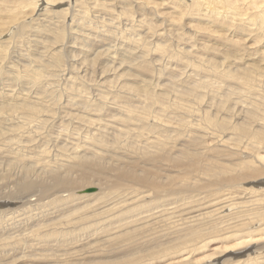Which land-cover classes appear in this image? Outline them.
Here are the masks:
<instances>
[{
  "label": "rangeland",
  "instance_id": "rangeland-1",
  "mask_svg": "<svg viewBox=\"0 0 264 264\" xmlns=\"http://www.w3.org/2000/svg\"><path fill=\"white\" fill-rule=\"evenodd\" d=\"M10 1L11 0H0V50H4V53L0 55L3 56L0 57V70L2 69L0 71V91H3L7 87L3 91L4 93L1 92L0 94H18L26 92L27 86H33V90L30 92L32 93V100H34L41 91L50 89L58 95L57 99L61 106H63L61 107L56 103V105L54 104V107L58 112H56V116L58 115L57 118L60 117L56 124L51 120L37 124V121L35 120L32 122L26 120V124L23 125L21 129V131L41 129L42 131L40 132L45 133V135L51 134V136H53V134H56L57 136L54 135V137H58V134L64 133V136L62 135L63 137H59L63 143L59 139L58 142L52 140L43 142V144L42 142H39V144L35 143L32 146L33 148L27 151L32 152L34 150V153H38L44 149L48 150L49 156L51 155L50 160L53 161L55 157L63 158L65 157L64 153L70 154L73 152L72 148L69 149L72 147V141L74 145L76 144L77 146H86L90 148L91 146L89 143L92 142V139H96L97 142L102 143L100 147L95 150L101 151L102 153H100V155L104 158V163L98 166V170H102L104 172L112 171L116 175L119 171L131 166L137 173L151 176L158 179L162 183L167 184L168 189L163 193V195H154L149 198H142L132 204L131 208L126 210L125 207L129 203L123 205L124 209L120 208V205L117 204L118 202L126 199V194L130 193L135 195L147 190L130 182H126L122 186L115 187L111 190L107 185V180L103 176L95 175L90 181L91 184L89 187L87 186L88 188L95 187V192L82 194L83 189H80L79 191L77 190L78 199L74 200L76 206L73 205L74 203L72 204V208L74 209V211L73 209L70 211L72 213H69L67 210H56L57 208L50 205L46 206L44 203L36 204L34 207H30V209L29 207L24 208L25 206L22 208L20 207V213H25V215L19 213L20 219H24V217L27 218L29 216L37 218V215H46L47 213V217L44 215L42 217V215H40L42 218L45 217L44 219H40V216H38L40 221H42V224L47 221V224H52L55 227L67 226V230L71 229L74 233L64 237L63 233L64 231L67 232V230H64L63 232H56L57 234L53 235L54 241H50L52 243L49 242L50 244L48 243L46 246V244L42 245V241L39 239L37 240L36 238L41 239V237L50 235L44 231H38L39 235L32 242H30L29 245L33 244L31 246L28 245L25 250L24 246L18 247L19 249H11V247L7 248V246L11 244V241L15 240V238H4L8 233H10V231H6V234L4 235H2V231L0 232V264H3L4 262L6 264H12L13 258H11V255L16 253V256H18L14 260L16 264H35L36 262L39 264H46V262L52 261H65V263H71L72 261L74 262L73 264H85L86 262L94 259L100 261L102 258H111L117 259V261L120 260L122 262H129L127 264H264V235H262L264 234V163H262L264 162V158L261 159L259 156L264 155V149H262L264 148V119H262L264 118V113H262L264 112V106L260 107L263 110H258L259 112L257 114L260 115L256 114L257 116L252 119L247 115L248 111L244 112V108L248 104L254 103V97L257 96H252V94H245L242 97L235 96V91H237V86L239 84V81H237L238 84L236 83L237 78L235 79V77H237L240 72L244 71V69L249 68L247 64L252 62L253 57L257 58L256 52L260 53L262 49L264 52V37L260 36L258 38L257 35V32L261 31L260 25L257 22L262 19H259L256 16L257 14H255L264 10V0H228L230 3L229 5L220 4L221 0H214L218 5H220L221 9H226L228 12L226 21L223 20V22L215 16H213V18L217 19L205 20L202 18L200 22H198L195 18L187 17L186 19L184 18L185 20L183 19L181 22H178L179 20L175 17L179 14L170 13L172 10L168 7L171 3L169 0H140L142 3L146 2V6L143 4L144 6L142 9H137L133 3L125 0L123 1V4L118 1L115 2L114 0H107L108 2L110 1L112 5H107L105 2L99 3L101 0H98L96 4L99 3L100 7L98 5L90 4L92 5L91 7L89 4L84 3L86 9L81 8V12H77L76 10V18L75 16L72 18L71 15H69L70 17L67 18V22H63L64 24L61 22L63 18L58 19L52 12L53 10L57 11L68 8V6L72 7L71 4L74 0H64L55 6H48L46 3H43L44 0H38L36 5L29 4V0H27L25 6L15 3L14 5L13 2ZM19 2L23 1L16 0V3ZM187 2H190V0ZM117 4L119 6H117ZM87 5L90 6L89 10L87 9ZM123 5L127 8H123ZM150 5H152L151 7H155V9H157L154 11L155 13L159 11L163 15L170 14L169 16L167 15L164 23L163 20L157 21V17L151 12L153 10H149L150 8L147 7H150ZM132 6L134 9L131 8ZM183 10L185 11V9ZM237 10H240V13L237 12ZM1 11L4 13H1ZM109 11L110 13H107ZM184 11L180 10L179 13L181 14ZM165 12L166 14H164ZM203 12L205 14H207V12L208 14H211V12L209 13V10L202 11V13ZM47 15H49L51 23L44 26L42 25V20H40V18ZM115 15L118 16L115 17ZM14 16L21 17L17 18ZM140 19L144 20L146 25L151 24L153 26L160 24L161 27L165 28H167L168 24L173 21L174 23H180L182 28L179 31L184 33L185 36H174L170 34L168 37H151V33H146L147 30L144 31L139 29L141 28V24L139 23ZM254 19H256L257 22ZM21 22H26V24L29 25L27 27L26 34H29L30 36L25 35V37H22L23 35L21 36V34H19V36L17 35V28ZM82 23L87 24V27H85L86 29L81 27V29L79 28ZM239 23L244 24L242 28L238 26ZM50 24L52 25L50 26ZM247 25L250 27L249 29L252 28L253 36L250 35V32L247 31V29L245 31V27ZM236 27L240 28L235 29ZM62 29L65 30L66 37L60 43L55 41L53 46L50 43H47L49 40L52 41V38L49 36L43 38L48 39V41L39 42L38 38L42 39L39 37L41 30L48 34L50 32V34L55 37V34ZM71 29H73V31L76 30L79 34H84V32V35H86V33L89 34L90 36H87L90 37V40L93 42L96 41L98 46L95 43H89L87 45L90 47H86L87 50L89 49V52L87 54L83 53L81 49H84V46L79 43L80 40L78 37L75 36V38L73 37L70 40ZM104 33H111L114 38L111 37L108 40H104L101 36H99L104 35ZM97 34L99 35L97 36ZM178 34L179 32L177 35ZM239 34L241 35L239 36ZM34 40L38 41L39 44H37ZM255 40L258 41L255 42ZM59 44H68L69 47H67V52L63 50V53L66 52V58L61 65L60 72H54L53 62L52 65H50L47 61V56L44 57L43 54H46V49L49 51L59 49L61 47V45L57 47ZM259 44L262 47H260ZM48 46L52 47L49 48ZM239 47L240 49L238 51ZM163 49L166 50L162 51ZM125 50L132 51L134 55L130 56L124 52ZM43 51L45 53H43ZM107 51H109L111 55L109 58L108 56H105V52ZM163 52L167 55L162 56ZM25 55H27V57L31 56L35 59L32 63V71L30 72V82L29 84L19 82L17 85L10 87V81L6 78L7 76L5 74L7 73L9 76L11 71L22 73L24 65L27 63V57ZM90 55L92 59L95 58L93 63L92 59L89 61ZM69 59L73 60V62ZM237 60L241 63L238 64ZM260 64L262 65V62ZM12 67L17 68L14 69ZM196 67L203 69L205 74L202 76L200 73L198 75L194 74L197 73ZM238 67L241 68L238 69ZM3 69L6 70L4 71ZM231 69L235 76L231 73ZM237 69L239 73H236ZM234 70H236V72ZM69 71H72V73L68 74ZM66 73L67 75H65ZM253 77L255 76L252 75L250 79L253 80L252 82H254V84L257 83L256 87L259 86L258 88L255 87V91L258 92L259 89H263L261 84H264V82L260 81L261 78L263 79L264 77H259L260 79L257 80ZM202 80L211 81L213 85L216 86L215 88H217V92L213 94L208 92L209 89L206 88L193 90L194 87L203 85ZM138 92L140 93L138 94ZM148 92H151L152 94H149ZM230 94L232 95V98L235 97L234 100L230 97ZM41 98L47 101H50L51 99L49 96H41ZM153 98L156 99L153 100ZM225 101L229 104L227 105L224 103ZM18 102H15V104ZM232 102L235 105H231ZM244 104H246L245 107ZM249 106L251 107L252 105H248L246 110L250 108ZM58 107H61L62 110ZM68 116L72 117L71 121L63 118ZM83 116H85V118ZM259 118L262 120L260 121ZM210 119L212 122L209 123L208 121H210ZM62 122H67L66 124L70 122L69 124L72 126L68 124L66 126L57 127L60 126V123ZM220 122L224 125H221ZM11 123L17 124L18 122L12 120L9 124ZM9 124L5 121L3 126L8 128ZM52 124L55 125L53 126ZM46 125H49V127ZM11 126L12 125H10V127ZM241 126L249 128L251 134H241L240 130H238ZM50 128L51 130H49ZM261 128L263 131L261 130L262 135L260 134L259 136L263 140L259 139L257 136V132L259 131L256 129L259 130ZM53 131L54 133H52ZM22 138L28 139V134L16 132L11 135H5V132H0V152L2 150L6 151L11 145H13L11 147L12 149H14V147L16 148V145L14 144L17 143L15 141ZM64 139L65 141H63ZM66 139L69 142L66 141ZM194 140H197V142ZM51 141L53 144H51ZM54 142L57 143L54 145ZM200 142L203 144L201 145ZM235 142L237 143L235 144ZM254 142L260 144L255 143L257 145H254ZM38 145L40 146L38 147ZM63 145L66 146L65 148H67V150L64 151ZM239 145H241L242 148ZM260 145H262V147H260ZM35 146L37 148H35ZM248 146L250 148H248ZM56 148H58L56 151L59 152L53 150ZM148 148L151 150L150 152L147 151ZM209 148L210 150L208 151L207 149ZM220 149L223 150L221 151ZM253 149H256V152ZM132 150L142 153L145 156L133 157L128 155V153ZM78 151L79 154L84 157L86 150L81 148L78 149ZM184 151H186V153ZM162 152L164 154H162ZM202 153L205 154L206 157ZM206 153L211 155L207 156ZM246 154L250 157L245 156ZM3 155L4 154H0V157ZM225 155L227 157L224 158L223 156ZM252 156H254V158ZM162 157L164 159H162ZM247 159L253 160L256 165H254V167L263 170L262 173L254 174L252 176L254 177L253 179H241L237 181L236 179H233L231 181L224 182V179H227V176L235 177L240 174L237 173L238 170L239 172H242L243 170L241 175L251 174L252 172L248 170L249 168L247 169L244 167V164L242 163ZM239 164L242 165L239 166ZM34 166L37 167V165L32 163V172H34ZM205 166H209V168H206ZM190 168L192 170H190ZM234 168L237 169L235 173L234 171L231 172ZM186 170L188 171L186 172ZM247 170L249 171L248 174ZM221 175L226 177L223 178L222 176L223 181H221ZM73 176L75 177L77 174H74ZM208 177L210 182H208ZM110 180L114 182L116 179L111 178ZM4 186L7 188L10 185L6 183ZM87 187H84V190L87 189ZM0 189L2 190L1 187ZM249 192H253V196H250L248 194ZM105 193H108V196L114 198L117 196L112 202L117 204L115 205V208L105 212V208L102 207L101 209L104 212L101 211V209L99 212L96 210L98 214L100 213V215L94 213V217H92L93 214H91L92 218H86L89 211L91 212L93 209L98 208V206L103 205L106 200ZM257 196L261 199H257ZM222 197H231V199H234L227 201L228 208L224 211L225 214L220 209L217 211L215 216L213 214L205 215L207 211L214 209L213 204L210 203L215 200L222 201ZM33 198H35V196H32L30 199ZM15 203L17 202L14 197H3L0 193V211L8 208H14L16 205ZM159 203L164 208H162ZM162 204H171L173 209H176V211H172L170 214L166 213V215L164 214L159 218L160 220L163 217L167 218L166 221L161 220V222H159L152 219L141 220L144 215L152 213L159 206L161 210L165 209L166 207ZM249 204H252V207ZM233 208H235V210ZM158 209L159 208L156 210ZM28 210L32 211L29 212ZM42 210L44 213L41 212ZM25 211L29 214V216ZM230 211L233 212V214H230ZM48 212L54 214H48ZM60 212H63V215ZM186 212H188V214L190 213L189 216L197 215V217L186 220V218L189 217L185 215ZM200 212L204 214H200ZM33 213H35L36 216ZM220 213L224 215L221 216L222 214ZM228 214H230L232 218H230ZM234 215H237V217L241 216V218L236 219V216ZM169 216L173 217L170 218ZM218 216H221V219L220 217L217 218ZM246 216L249 217L247 218ZM95 217H97V219H95ZM245 219H247V221ZM56 220L60 221L57 223ZM227 220L232 221L230 222L231 224H228L229 221ZM247 222L250 224H246ZM221 223L223 226L225 225V228H223ZM229 225L231 226L228 228ZM69 226H71V228ZM33 228L36 233V226ZM213 228H216L217 230L214 229L215 231H213ZM256 228L257 231L259 230V233L256 232ZM42 229L43 227L40 228V230ZM239 229L240 231H238ZM253 230L255 232H253ZM233 233L238 235H235L234 237ZM27 234L29 237L33 236L31 230H28V232L25 231L24 235ZM20 236L21 234L19 233V237ZM250 237L251 240L249 241L248 238ZM59 238L64 239V242L61 243V245L60 241H58L60 240ZM242 241L243 243L240 244ZM34 243H36V245H34ZM39 246L42 247L39 248ZM33 248L34 251H32ZM57 248L59 250H57ZM11 250L12 252H10ZM6 251H8V254L3 253ZM24 251L26 252L25 254ZM35 251L36 253H33ZM37 251L39 252L37 253ZM108 251L112 254H108ZM20 256L24 257H21L20 259ZM41 256L42 259L39 258ZM6 257H9V259ZM34 257H36L37 260L34 259ZM15 262H13V264H15Z\"/></svg>",
  "mask_w": 264,
  "mask_h": 264
},
{
  "label": "bare ground",
  "instance_id": "bare-ground-1",
  "mask_svg": "<svg viewBox=\"0 0 264 264\" xmlns=\"http://www.w3.org/2000/svg\"><path fill=\"white\" fill-rule=\"evenodd\" d=\"M23 2H25V3H23V2H19V3H16V0H11L10 2H13V4L15 3V4H18V5H21V6H25L26 5V1L27 0H22ZM38 0H29V4H33V5H36V2H37ZM61 1H64V0H44V2L43 3H46L48 6H55V5H57V4H59ZM66 1H71V0H66ZM115 2L116 1H118V2H121L122 4H123V1L124 0H114ZM125 1H127V2H130V3H133L134 4V6L137 8V9H142L143 8V4H145L144 2L142 3L140 0H125ZM143 1H146V0H143ZM148 1V0H147ZM151 1V0H150ZM168 1V0H167ZM171 3H170V6H168L171 10V14L173 13H176V14H179V15H177V17H175L176 19H178L179 21L178 22H181L184 18L186 19L187 17H189V18H195V19H197V21L198 22H200V20L203 18V19H205V20H212V19H217V18H219V19H221V21L223 22V20L224 21H226V18H227V15H228V12H227V10L226 9H221V7H220V5H218L214 0H207V1H202V0H190V2H187L188 0H169ZM10 2H9V4H10ZM98 2V0H87V1H85V0H74V5H73V3L71 4L72 5V7H69L68 6V8H65V9H60V10H57V11H54L53 10V14L58 18V19H60V18H63V20L61 21L62 22V24H64L63 22H65L66 20H67V18H69L70 16L69 15H71V17L73 18L74 16H75V18H76V15H75V13H76V10H77V12H79L80 10H81V8L83 9H86L85 8V5H84V3H86V4H93V5H98L99 6V3H101V2H105V3H107V5H112V3L109 1H107V0H101L98 4H96ZM154 2V1H153ZM231 2V1H230ZM233 2V1H232ZM71 3V2H70ZM126 3V2H125ZM166 3V2H165ZM219 3V2H218ZM224 4V5H229L230 3H229V1L228 0H221V2H220V4ZM227 3V4H226ZM14 4V5H15ZM161 5V4H160ZM223 5V6H224ZM234 5V4H233ZM91 7H92V5H90ZM90 6H88L87 5V9L89 10V7ZM106 6V5H105ZM117 6H119L118 4H117ZM145 6H146V4H145ZM152 5H150V7L149 6H147L148 8H150L149 10H153V11H151L152 12V14L153 15H155L156 17H157V21H160V20H163V23H164V21H165V19L167 18V15H163L162 13H160L159 11H157L156 13L154 12L155 10H157V9H155V7H151ZM157 6V5H156ZM95 7V6H94ZM100 7V6H99ZM129 7V6H128ZM158 7H159V5H158ZM163 7V6H162ZM226 7V6H225ZM79 8V9H78ZM123 8H127V7H125L124 5H123ZM132 9H134V7L132 6L131 7ZM157 8V7H156ZM166 8V7H165ZM208 8V9H207ZM96 9V8H95ZM183 9H185V11L183 10ZM233 9V8H232ZM249 9V8H248ZM8 10V9H7ZM92 10H93V8H92ZM120 10V9H119ZM148 10V9H147ZM184 11L183 13H179V11ZM207 10H209V13L211 12V14H208V12H207V14H205L204 12L202 13V11H207ZM3 11H5V10H3ZM13 11V10H12ZM11 11V12H12ZM91 11V10H90ZM99 11V10H98ZM114 11V10H113ZM117 11V10H116ZM81 12V11H80ZM112 12V11H111ZM237 12H239L240 13V10H237ZM1 13H4V12H2L1 11ZM9 13H10V11H9ZM15 13H17V12H15ZM107 13H110V11L109 12H107ZM114 13H116V12H114ZM242 13V12H241ZM21 14H22V12H21ZM164 14H166V12L164 13ZM236 14H238V13H236ZM255 14H257L256 16L259 18V19H262V20H259L258 22L256 21V19H254L257 23H259V25H260V28H261V31H258L257 32V35H258V38L260 37V36H263L264 37V10L263 11H259L258 13H255ZM12 15V14H11ZM25 15V14H24ZM119 15V14H118ZM118 15H115V17L116 16H118ZM170 15V14H169ZM168 15V16H169ZM240 15V14H239ZM242 15V14H241ZM245 15H247V14H245ZM1 16H3V15H1ZM78 16V15H77ZM213 16H215V17H217V18H213ZM7 17H8V15H7ZM6 17V18H7ZM10 17V16H9ZM14 17H17V16H14ZM21 17V16H20ZM20 17H17V18H20ZM79 17V16H78ZM89 17H91V16H89ZM95 17V16H94ZM107 17H111V16H107ZM114 17V16H113ZM13 18V17H12ZM36 18V17H35ZM50 18H52V17H50ZM71 18V19H72ZM249 18V17H248ZM247 18V19H248ZM3 19V18H2ZM8 19V18H7ZM110 19V18H109ZM109 19H107V20H109ZM184 19V20H185ZM250 19V18H249ZM6 20V19H5ZM18 20H20V19H18ZM40 20H42V25H44V26H47L46 24H48V23H51V20H49V15H47V16H43V18H40ZM81 20V19H80ZM31 21H32V19H31ZM73 21V20H72ZM85 21V20H84ZM194 21V20H193ZM196 21V20H195ZM196 21V22H197ZM239 21V20H238ZM67 22V21H66ZM79 22V21H78ZM86 22V21H85ZM112 22V21H111ZM255 22V23H256ZM3 23V22H2ZM13 23V22H12ZM87 23H89V22H87ZM139 23L141 24L140 26H141V28H139L140 30H144V31H146V33H151L150 34V36L151 37H156V36H160V37H168L170 34L171 35H174V36H182V37H184L185 36V34L184 33H181L179 30L182 28L181 27V25H180V23H174V21L173 22H171L170 24H168V27L167 28H165V27H161L160 26V24H157V25H151V24H147L146 25V23H145V21L144 20H142V19H140V21H139ZM202 23V22H201ZM254 23V24H255ZM75 24V23H74ZM73 24V25H74ZM183 24V23H182ZM184 24H185V22H184ZM52 24H50V26H51ZM78 25V24H77ZM208 25V24H207ZM243 25L244 24H242V23H239L238 24V26H240L241 28L243 27ZM29 25H27L26 24V22H21L20 23V25L18 26V28H17V35L19 36V34H21V36L22 37H25V35H27L26 34V31H27V27H28ZM49 26V25H48ZM49 26V27H50ZM111 26V25H110ZM139 26V27H140ZM256 26V25H255ZM72 27V26H71ZM75 27V26H74ZM73 27V28H74ZM83 28V29H86L85 27H87V24L86 23H82L80 26H79V28ZM192 27V26H191ZM240 27H236L235 29H238V28H240ZM76 28V27H75ZM80 28V29H81ZM250 27H248V25L245 27V31H246V29H247V31H249L250 32V35L251 36H253L252 34V32H253V30H252V28L251 29H249ZM49 29V28H48ZM92 29V28H91ZM244 29V28H243ZM9 30V29H8ZM16 30V29H15ZM75 30V29H74ZM88 30H90V29H88ZM5 31H7V30H5ZM81 31V30H80ZM85 31V30H84ZM213 31V30H212ZM4 32V31H3ZM49 32V31H48ZM83 32V31H82ZM93 32V31H92ZM97 32V31H96ZM108 32V31H107ZM179 32V34L177 35V33ZM201 32V31H200ZM102 33V32H101ZM106 33V32H105ZM104 33V35H99V34H97V36L99 35V36H101V38L102 39H104V40H108V39H110L111 37H113L112 35H111V33H108V34H105ZM188 33V32H187ZM207 33V32H206ZM240 33H242V32H240ZM84 34H85V32H84ZM84 34H79L76 30L75 31H73V29H71L70 30V40L74 37L75 38V36L76 37H78V39L80 40L79 41V43H81V45L83 44V46H84V49H81V48H83V47H81L80 49H81V51L83 52V53H88L89 52V49L87 50L86 49V47H90V46H88L87 44H89V43H95L96 45H97V43H96V41H92V40H90V37H88L87 35H89V34H87L86 33V35H84ZM93 34V33H92ZM96 34V33H95ZM114 34V33H113ZM29 35V34H28ZM27 35V36H28ZM241 34H239V36H240ZM20 36V37H21ZM30 36V35H29ZM46 36L48 37H50V38H52V41H48V39H43V38H46ZM90 36V35H89ZM188 36V35H187ZM39 37H41L42 39H39L38 38V40H39V42H45V41H48L47 43H50L52 46H53V44L55 43V41L57 42V43H60L65 37H66V32H65V30L64 29H62V30H60L59 32H57L56 34H55V37L54 36H52L51 34H50V32H49V34L48 33H46L45 31H42L41 30V32L39 33ZM207 37V36H206ZM114 38V37H113ZM187 38V37H186ZM242 38V37H241ZM262 38V37H261ZM208 39V38H207ZM212 39H213V37H212ZM264 39V38H263ZM32 40V39H31ZM209 40V39H208ZM235 40V39H234ZM259 40V39H258ZM258 40H255V42L256 41H258ZM37 44H39L38 43V41H36V40H34ZM216 41V40H215ZM241 41V40H240ZM249 41V40H248ZM1 42V41H0ZM9 42V41H8ZM78 42V41H77ZM199 42V41H198ZM218 42H220V41H218ZM224 42V41H223ZM236 42V41H235ZM243 43V42H242ZM261 43V42H260ZM1 44V43H0ZM9 44V43H8ZM46 44V43H45ZM50 44H48V45H50ZM203 44V43H202ZM7 45V44H6ZM61 44H59V45H57V47L58 46H60ZM224 45V44H223ZM247 45V44H246ZM258 45V44H257ZM256 45V46H257ZM52 46H48L49 48L50 47H52ZM98 46V45H97ZM198 46V45H197ZM214 46V45H213ZM217 46V45H216ZM255 46V47H256ZM259 46H260V44H259ZM67 47H69V45L68 44H64V45H61V47L59 48V49H57V50H51V51H49L48 49H46L47 51H46V54H43V53H45L44 51H43V53H41V54H43L44 55V57L45 56H47V61L49 62V64L50 65H52V62H53V64H54V69H53V71L54 72H57V71H59L60 72V68H61V65H62V63L64 62V60H65V58H66V52L68 51L67 50ZM196 47V46H195ZM200 47V46H199ZM206 47V46H205ZM250 47V46H249ZM260 47H262V46H260ZM73 48H74V46H73ZM219 48V47H218ZM217 48V49H218ZM242 48V47H241ZM257 48H258V46H257ZM45 49V48H44ZM191 49V48H190ZM239 49H240V47L238 48V51H239ZM63 50L64 51H66L65 53H63ZM93 50V49H92ZM164 50H166V49H163L162 51H164ZM227 50V49H226ZM246 50V49H245ZM7 51V50H6ZM80 51V50H79ZM191 51V50H190ZM240 51H242V50H240ZM124 52H126L127 54H129L130 56H133L134 55V53L132 52V51H128V50H125ZM227 52V51H226ZM253 52V51H252ZM2 53H4V50H0V55L2 54ZM92 53H93V51H92ZM245 53V52H244ZM94 54V53H93ZM224 54V53H223ZM228 54V53H227ZM251 54V53H250ZM167 54L165 53V52H163L162 53V56H166ZM218 55V54H217ZM253 55V54H252ZM252 55H250V56H252ZM256 55H257V58H254L253 57V59H252V62L251 63H249V64H247V66L249 67V68H247V69H244V71H242V72H238V69H240L239 67H238V69H237V72H236V70H234L236 73H239V77L237 76V77H235V79H236V83L238 84V82L237 81H239V84H238V86H237V91H235V93H236V97L238 96V97H242V96H244L245 94H252V96L253 95H255V96H257V97H254V103H250V104H248V105H252L250 108H248L247 110H246V107H248V105L245 107V105L246 104H244V112L245 111H248V116L250 117V118H255V116H257V115H260V114H257L262 108H260V107H262V106H264V97H263V94H264V84H261V87L263 88V89H257L258 90V92H256L255 91V87H256V85H257V83H255L254 84V82H252L253 80H251L250 78L252 77V75H254L255 77H253L254 79L256 78V80L257 79H260L259 77H264V52H263V49L261 50V52L260 53H258V52H256ZM26 57H27V55H25ZM28 56H30V55H28ZM73 56V55H72ZM94 56V55H93ZM105 56L107 57L108 56V58H109V56H111L110 55V53H109V51H107V52H105ZM222 56V55H221ZM262 56V57H261ZM0 57H3V56H0ZM89 57V56H88ZM235 57V56H234ZM256 57V56H255ZM29 58V59H28ZM84 58V57H83ZM239 58V57H238ZM77 59V58H76ZM92 59V57H91V55H90V59H89V61ZM135 59V58H134ZM133 59V60H134ZM242 59V58H241ZM69 60H71V59H69ZM79 60V59H78ZM240 60V59H239ZM243 60H244V58H243ZM242 60V61H243ZM247 60V59H246ZM245 60V61H246ZM249 60V59H248ZM35 61V59H33L31 56L30 57H27V63H26V65H24V70H23V72L22 73H18L17 71H11V74H9V76H8V74L6 73V72H8V71H6L5 73V75L7 76L6 78L10 81V84H9V86L11 87V86H15V85H17L19 82H22L23 84H29V82H30V78H31V71H32V63ZM72 62H73V60H71ZM95 61V58H93L92 59V63ZM262 62V65L260 64L261 62ZM29 62H30V65H29ZM79 62V61H78ZM237 62H238V60H237ZM236 62V63H237ZM84 63V62H83ZM239 63H241L240 61L238 62V64ZM247 63V62H246ZM73 64V63H72ZM255 64V65H254ZM259 64V65H258ZM4 65V64H3ZM257 65V66H256ZM186 66V65H185ZM239 66V65H238ZM1 67V66H0ZM4 67H5V65H4ZM228 67V66H227ZM259 67V68H258ZM8 68V67H7ZM10 68H11V66H10ZM12 68H14V67H12ZM17 67H15L14 69H16ZM74 68V67H73ZM197 69H196V72L197 73H194V74H199L200 73V75L202 76V75H204L205 73H204V70L203 69H201V68H199V67H196ZM214 68V67H213ZM244 68H246V67H244ZM2 70V69H1ZM0 70V71H1ZM4 70V69H3ZM6 70V69H5ZM4 70V71H5ZM11 70V69H10ZM13 70V69H12ZM18 70V69H17ZM215 70V69H214ZM22 71V70H21ZM222 71V70H221ZM230 71V70H229ZM231 71H232V69H231ZM230 71V72H231ZM2 73V72H1ZM10 73V72H9ZM72 73V71H69L68 72V74H71ZM223 73V72H222ZM231 73H233V75L235 76V74H234V72L232 71ZM230 73V74H231ZM2 74H4V73H2ZM194 74H192L193 76H195ZM213 74V73H212ZM226 74V73H225ZM229 74V75H230ZM4 75V76H5ZM65 75H67V73L65 74ZM2 76V75H1ZM232 77V76H231ZM252 78V79H253ZM1 79H3V78H1ZM138 79V78H137ZM264 79V78H263ZM263 79L261 78V81L260 82H264L263 81ZM202 83H203V85H201V86H199V87H194L193 88V90H200V89H204V88H206V89H209V91L208 92H211V93H216L217 92V88H215L216 86L215 85H213V83L211 82V81H209V80H202ZM225 83V82H224ZM223 83V84H224ZM228 83V82H227ZM150 84V83H149ZM221 84V83H220ZM236 85V84H235ZM1 86V85H0ZM4 86V85H3ZM2 86V87H3ZM25 86V85H24ZM23 86V87H24ZM150 86V85H149ZM26 87V86H25ZM232 87H234V86H232ZM259 87V86H258ZM258 87H256V88H258ZM260 87V88H261ZM7 88V87H6ZM5 88V89H6ZM228 88V87H227ZM4 89V90H5ZM134 89H136V88H134ZM1 90H3V89H1ZM3 90V91H4ZM12 90V89H11ZM21 90V89H20ZM25 90V89H24ZM29 90V91H28ZM31 90H33V86H27L26 87V92H21V93H18V94H5V95H1L0 94V132H5V135H11V134H14V133H16V132H19V133H22V134H28V139H25V138H22V139H19V140H17V141H15L17 144H14V145H16V148L14 147V149H12L11 147L13 146V145H11V146H9L8 148H7V150L6 151H4V150H2L1 152H0V154H4L2 157H0V171H1V176H0V187L2 188V190L0 189V193H1V196H3V197H6V196H12V197H14L15 198V200H16V202L17 203H15L16 205H17V207H16V205H15V207L14 208H8V209H5V210H2V211H0V232H2V235H4V234H6V231H10V233H8L4 238H7V239H14L15 238V240H12L11 241V244L10 245H8L7 246V248L8 247H11V249H13V248H18V247H20V246H24V249L26 250L27 249V247H28V245L30 244V242H32L38 235H39V232L38 231H41V232H46L48 235H50V236H46V237H41V239L40 238H36L37 240L39 239L40 241H42L41 243H42V245L43 244H46V246H47V244L50 242V241H54V236L53 235H55V234H57L56 232H63L64 230H67V228L66 227H63L62 225H60V226H62V227H58V226H53L52 224H47V221L44 223V224H42V221H40V219L43 217V215L44 216H46L47 217V213H46V211H45V213H46V215L45 214H39V215H37V218H35L34 216H29V214H28V216L29 217H27V218H25L24 217V219L22 218V219H20L19 217H20V214H24L25 215V213H20V211L19 210H21V208L23 207V206H25L24 208H26V207H29V209H30V207H34L36 204H41V203H44L46 206L47 205H50V206H52V207H54V208H57L56 210H67V211H69V213H72V212H70L73 208H72V204L74 203V200H76V199H78L77 198V190L79 191L80 189H83L84 190V187H89V185L91 184V180H92V178L95 176V175H100V176H103L106 180H107V185L109 186V188L111 189V190H113L115 187H119V186H122L123 184H125L126 182H130V183H132V184H134V185H138V186H140L141 188H144V189H146L147 191H145V192H141V193H139V194H135V195H132V194H126L125 196H126V199H124V200H122V201H120V202H118L117 204H119L120 205V208H123L124 209V207H123V205H125V204H128L126 207H125V209L127 210V209H129V208H131V205L132 204H134L135 202H137L138 200H140V199H142V198H149V197H151V196H154V195H163V193L168 189V185L167 184H165V183H162L161 181H159L158 179H156V178H153V177H151V176H148V175H145V174H139V173H137L136 172V170H134V168L133 167H131V166H129V167H126V168H124L123 170H121V171H119L116 175L111 171V172H104V171H102V170H98V166H100L101 164H103L104 163V158L102 157V155H100V153H102L101 151H99V150H95V149H97V148H99L100 147V145H101V143L102 142H97L96 141V139H92V142L91 143H89L90 144V148H88V147H86V146H83V147H81V146H77L76 144V146L74 145V143H73V141H72V147H70L69 149H71L72 148V150H73V152L72 153H70V154H67V153H64V155H65V157H63V158H56L55 157V159L53 160V161H51L50 160V156H49V154H48V150H41V151H37L38 153H34L33 151L31 152H29V151H27V150H29V149H31V148H33L32 146L35 144V143H37V144H39V142H42V144H43V142H48L49 140H52V141H57L58 142V139H59V137L60 136H62L64 133H60V134H58V137H56L57 135L56 134H53V136H51V134L50 135H45V133H43V132H40V131H42L41 129L38 131V130H36V129H34V130H31V131H21V129H22V127H23V125H25L26 124V120L27 121H30V122H32V121H37L36 122V124L37 123H43V122H46V121H48V120H51L52 122H54L55 124H56V122H57V120H59V118H57V116H56V112H57V109L54 107V104L56 103V104H58L59 106H61V104L59 103V101H58V95L54 92V91H52V90H45V91H41L40 93H39V95L37 96V97H35V99L34 100H32L33 98L31 97V95H32V93L30 92ZM231 90V89H230ZM3 91H0V93L2 92V93H4ZM28 91V92H27ZM88 91V90H87ZM138 91V90H137ZM202 91V90H201ZM6 92V91H5ZM135 92V91H134ZM207 92V93H208ZM234 92V91H233ZM140 92H138V94H139ZM149 94H152L151 92H148ZM135 94H136V92H135ZM226 94V93H225ZM224 94V95H225ZM227 94H229V93H227ZM160 95V94H159ZM231 95V94H230ZM234 95V94H233ZM5 96V97H4ZM41 96H49V97H51V99H50V101L48 100H43L42 98H41ZM83 96V95H82ZM99 96V95H98ZM158 96V95H157ZM227 96V95H226ZM2 97H4V98H2ZM146 97V96H145ZM165 97V96H164ZM163 97V98H164ZM227 97H229V96H227ZM231 98H232V95L230 96ZM60 98V97H59ZM88 98H90V97H88ZM147 98V97H146ZM235 98V97H234ZM234 98H232L233 100H234ZM247 98V97H246ZM156 99V98H155ZM154 98H153V100H155ZM229 99V98H228ZM158 100H160V99H158ZM163 100V99H162ZM225 100V99H224ZM236 100V99H235ZM249 100V99H248ZM18 101H22V102H18ZM78 101V100H77ZM118 101V100H117ZM241 101V100H240ZM243 101V100H242ZM15 102H18V103H16L15 104ZM134 102V101H133ZM239 102V101H238ZM66 103V102H65ZM75 103V102H74ZM224 103H226V101L224 102ZM55 104V105H56ZM62 104H63V102H62ZM68 104V103H67ZM66 104V105H67ZM80 104V103H79ZM123 104V103H122ZM139 104V103H138ZM149 104V103H148ZM227 104V103H226ZM229 104V103H228ZM227 104V105H228ZM84 105V104H83ZM90 105V104H89ZM142 105V104H141ZM150 105V104H149ZM231 105H235V104H233V102L231 103ZM124 106V105H123ZM129 106V105H128ZM61 107H63V106H61ZM61 107H58L59 109L61 108ZM141 107V106H140ZM229 107V106H228ZM230 108H232V107H230ZM234 108V107H233ZM240 108V107H239ZM70 109V108H69ZM226 109V108H225ZM241 109H242V107H241ZM61 110H62V108H61ZM60 110V111H61ZM81 110V109H80ZM79 110V111H80ZM230 110V109H229ZM243 110V109H242ZM259 110V111H258ZM263 110V109H262ZM59 111V110H58ZM73 111V110H72ZM227 111V110H226ZM64 112V111H63ZM77 112V111H76ZM58 113V112H57ZM62 113V112H61ZM79 113V112H78ZM247 113V112H246ZM262 113H264V112H262ZM64 114V113H63ZM62 114V115H63ZM91 114V113H90ZM257 114V115H256ZM61 115V116H62ZM70 115V114H69ZM193 115V114H192ZM263 115V114H262ZM194 116H195V114H194ZM202 116V115H201ZM78 117V116H77ZM84 118H85V116H83ZM90 117V116H89ZM260 117V116H259ZM262 117V116H261ZM63 118H66L67 120H69V121H71L72 119V117H70V116H68V117H63ZM207 118V117H206ZM205 118V119H206ZM209 118V117H208ZM257 118V117H256ZM17 119V120H16ZM260 119V118H259ZM262 119H264V118H262ZM262 119H260V121L262 120ZM12 120H15V122H18L17 124H14V123H11V124H9ZM22 120H24V121H22ZM63 120V119H62ZM65 120V119H64ZM5 121H7L8 122V124H9V127H10V125H12L10 128L8 127V128H6V127H4L3 126V123L5 122ZM66 121V120H65ZM159 121V120H158ZM208 121V120H207ZM20 122H22V123H20ZM51 122V123H52ZM93 122V121H92ZM201 122V121H200ZM209 123L210 122H212V120L210 119V121H208ZM59 123V122H58ZM67 123V122H66ZM66 123H64V122H62V123H60V126H57V127H61V126H66V125H68V124H66ZM221 123V122H220ZM264 123V122H263ZM29 124V123H28ZM36 124H35V126H36ZM54 124V125H55ZM74 124V123H73ZM189 124V123H188ZM7 125V124H6ZM40 125V124H39ZM53 125V124H52ZM53 125V126H54ZM69 125H71V124H69ZM199 125V124H198ZM221 125H224V124H222L221 123ZM260 125V124H259ZM258 125V126H259ZM47 126V125H46ZM72 126V125H71ZM25 127V126H24ZM40 127V126H39ZM47 127H49V125L47 126ZM260 127V126H259ZM32 128V127H31ZM34 128V127H33ZM42 128V127H41ZM55 128H56V126H55ZM71 128V127H70ZM188 128V127H187ZM28 129V128H27ZM26 129V130H27ZM58 129V128H57ZM65 129V128H64ZM79 129V128H78ZM23 130H25V129H23ZM49 130H51V128L49 129ZM238 130H240V132H241V134H251V131L249 130V128H247V127H243V126H241ZM257 131H259V132H257V136H258V138L259 139H261V140H263L259 135L261 134L262 135V133H261V130H262V128L261 129H256ZM264 130V129H263ZM262 130V131H263ZM61 131H63V130H61ZM250 131V132H249ZM45 132V131H44ZM49 132V131H48ZM256 132V131H255ZM50 133V132H49ZM52 133H54V131L52 132ZM70 133V132H69ZM159 133V132H158ZM209 133V132H208ZM47 134V133H46ZM67 134V133H66ZM72 134V133H71ZM54 135H56L55 137H54ZM67 135H69V134H67ZM67 135H65V136H67ZM253 135H254V133H253ZM64 136V135H63ZM62 136V137H63ZM71 136V135H70ZM205 136V135H204ZM263 136H264V132H263ZM250 137V136H249ZM65 138V137H64ZM197 138V137H196ZM195 138V139H196ZM250 138H252V137H250ZM256 139H257V137H255ZM16 139V138H15ZM71 139V138H70ZM69 139V140H70ZM237 139V138H236ZM255 139V140H256ZM259 139H257V140H259ZM60 140V139H59ZM95 140V141H94ZM202 140V139H201ZM52 141H51V144H53L52 143ZM61 142H62V140H60ZM63 141H65V139L63 140ZM66 141H68L67 139H66ZM103 141V140H102ZM195 142H197V140H194ZM235 141H237V140H235ZM243 141V140H242ZM245 141V140H244ZM249 141H251V140H249ZM254 141V140H253ZM57 142H54V145L57 143ZM69 142V141H68ZM82 142V141H81ZM218 142V141H217ZM216 142V143H217ZM221 142V141H220ZM238 142V141H237ZM237 142H235V144L237 143ZM248 142V141H247ZM252 142V141H251ZM63 143V142H62ZM67 143V142H66ZM77 143V142H76ZM141 143V142H140ZM246 143V142H245ZM244 143V144H245ZM253 143V142H252ZM252 143H250V144H252ZM255 143H257V142H254V145H257V144H260V143H257V144H255ZM85 144H88V143H85ZM200 144H201V142H200ZM203 144V143H202ZM201 144V145H202ZM247 144V143H246ZM262 144V143H261ZM40 145H38V147H39ZM44 146V145H43ZM239 146H241V145H239ZM246 146V145H245ZM54 147V146H53ZM58 147V146H57ZM66 146H64L63 145V149H64V151L65 150H67V148H65ZM69 147V146H68ZM79 147H81L82 149H85L86 150V152H85V155H84V157H82L80 154H79V151H78V149H81V148H79ZM201 147V146H200ZM204 147V146H203ZM238 147V146H237ZM256 147V146H255ZM260 147H262V145H260ZM263 147H264V145H263ZM35 148H37L36 146H35ZM55 148V147H54ZM59 148V147H58ZM58 148H56V149H53V150H57ZM60 148H62V147H60ZM213 148V147H212ZM241 148H242V146H241ZM248 148H250L249 146H248ZM251 148H253V147H251ZM258 148V147H257ZM50 149V148H49ZM187 149V148H186ZM185 149V150H186ZM191 149V148H190ZM259 149V148H258ZM262 149H264V148H262ZM23 150H26V151H23ZM62 150V149H61ZM158 150V149H157ZM204 150V149H203ZM208 151L210 150V148L209 149H207ZM219 150V149H218ZM221 150V149H220ZM223 150V149H222ZM221 150V151H222ZM236 150V149H235ZM254 150V149H253ZM260 150V149H259ZM259 150H258V152H259ZM99 151V152H98ZM147 151L148 152H150L151 150L148 148L147 149ZM146 151V152H147ZM160 151V150H159ZM187 151H188V149H187ZM214 151V150H213ZM226 151V150H225ZM237 151V150H236ZM242 151V150H241ZM240 151V152H241ZM255 152H256V149L254 150ZM264 151V150H263ZM263 151H261V152H263ZM56 152H59V151H56ZM153 152H155V151H153ZM185 153H186V151H184ZM161 153V152H160ZM191 153V152H190ZM193 153H195V152H193ZM200 153V152H199ZM55 154V153H54ZM62 154V153H61ZM152 154V153H151ZM150 154V155H151ZM162 154H164L163 152H162ZM203 154V153H202ZM217 154H218V152H217ZM223 154V153H222ZM259 154V153H258ZM257 154V155H258ZM128 155H130V156H133V157H140V156H145V155H143L142 153H139V152H135L134 150H132V151H130L129 153H128ZM204 156H205V154H203ZM206 155L207 156H210L209 154H207L206 153ZM215 155V154H214ZM229 155H230V153H229ZM55 156V155H54ZM217 156V155H216ZM233 156V155H232ZM245 156H249V155H245ZM260 157H261V159H263L264 157V155H259ZM161 157V156H160ZM167 157V156H166ZM203 157V156H202ZM206 157V156H205ZM222 157V156H221ZM224 158L225 157H227L226 155L225 156H223ZM250 157V156H249ZM249 157H247V158H249ZM253 158H254V156H252ZM251 157V158H252ZM54 158V157H53ZM176 158V157H175ZM178 158V157H177ZM184 158V157H183ZM197 158V157H196ZM198 158H200V157H198ZM208 158V157H207ZM210 158V157H209ZM245 158V157H244ZM162 159H164L163 157H162ZM166 159H168V158H166ZM185 159V158H184ZM213 159V158H212ZM243 159V158H242ZM246 159V158H245ZM190 160V159H189ZM194 160V159H193ZM208 160H210V159H208ZM248 160V159H247ZM244 160V162H242L244 165V167H246L249 171H251L252 173L251 174H248V170H247V174L248 175H241V173H243V170H242V167H241V170H242V172H239V170H238V172L237 173H240V174H238L237 176H235V177H231V176H227V179H224V182H228V181H231V180H233V179H236V181L237 180H241V179H250V178H254V177H252L254 174H257V173H262V171L263 170H260V169H257L256 167H254V161L253 160ZM256 160V159H255ZM184 161V160H183ZM197 161H199V160H197ZM201 161V160H200ZM210 161H212V160H210ZM263 161V160H262ZM187 162V161H186ZM259 162V161H258ZM32 163H34L35 165H37V167L36 166H34V172H32V170H31V167H32ZM256 163H257V161H256ZM260 163V162H259ZM262 163H264V162H262ZM187 164V163H186ZM204 164V163H203ZM202 164V165H203ZM236 164V163H235ZM258 164V163H257ZM261 164V163H260ZM201 165V164H200ZM242 165V164H241ZM240 164H239V166H241ZM259 165V164H258ZM256 166V165H255ZM264 166V165H263ZM194 167V166H193ZM202 167V166H201ZM206 167V166H205ZM243 167V168H244ZM200 168V167H199ZM206 168H209V166L208 167H206ZM233 168V167H232ZM238 168V167H237ZM245 168V169H246ZM239 169H240V167H239ZM261 169H262V167H261ZM190 170H192L191 168H190ZM207 170V169H206ZM221 170V169H220ZM236 170L237 169H235L234 168V170L232 169L231 170V172L232 171H234V173L236 172ZM240 170V171H241ZM188 170H186V172H187ZM194 171V170H193ZM208 171V170H207ZM219 171V170H218ZM228 172H229V170H227ZM246 171V170H245ZM245 171H244V173H245ZM191 172V171H190ZM222 172V171H221ZM227 172V173H228ZM231 172H229V173H231ZM197 173V172H196ZM201 173V172H200ZM225 173H226V171H225ZM264 173V172H263ZM74 174H77V176H73ZM197 174H199V173H197ZM203 174H205V173H203ZM202 174V175H203ZM208 174V173H207ZM218 174V173H217ZM220 174V173H219ZM222 174V173H221ZM196 175V174H195ZM200 175V174H199ZM212 175V174H211ZM210 175V176H211ZM214 175H216V174H214ZM229 175V174H228ZM231 175V174H230ZM234 175V174H233ZM194 176V175H193ZM222 176L223 175H221V178H222ZM205 177V176H204ZM203 177V178H204ZM212 177H213V175H212ZM211 177V178H212ZM225 176H223V178H224ZM228 177H231V178H228ZM261 177V176H260ZM111 178H113V179H116L114 182H112L110 179ZM202 178V177H201ZM210 178V179H211ZM214 178V177H213ZM220 178V179H221ZM223 178H222V180L221 181H223ZM226 178V177H225ZM207 179V178H206ZM220 179H219V181H220ZM5 180H8V181H5ZM208 180H209V177H208ZM216 180V179H215ZM218 180V179H217ZM204 181V180H203ZM202 181V182H203ZM201 182V183H202ZM208 182H210V180L208 181ZM213 182V181H212ZM218 182V181H217ZM6 183H8L10 186L9 187H7L6 188V186H4V184H6ZM205 184H206V181H205ZM213 184H215V183H213ZM87 187V188H88ZM209 187V186H208ZM95 188V187H94ZM198 188V187H197ZM261 189V188H260ZM260 191V190H259ZM92 192H95V190L94 191H91V192H86V191H84L82 194H84V193H92ZM242 192V191H241ZM250 196H253V192H249L248 193ZM63 195H65V196H63ZM105 195H106V200H105V202L103 203V205H101V206H98V208H96V209H93L91 212L89 211L87 214L88 215H86V218H88L89 219V217L90 218H92V217H94V215L95 214H98L97 213V211L99 212L100 211V209L102 208V207H104L105 208V212H108L109 210H113L114 208H115V205H117V204H114V203H112L113 201H114V199L117 197H110V196H108V193H105ZM32 196H35V198H33V199H30ZM264 196V195H263ZM262 197V196H261ZM254 198V197H253ZM257 199H259L260 197H256ZM222 201H220V200H215L214 202H211L210 204H213V208L214 209H212L211 211H207V213H205V215H207V214H213L214 216L217 214V211H219L220 209L222 210V212L224 213V211H226L227 210V208H228V202L227 201H229L230 199H231V197L230 198H228V197H222ZM261 199V198H260ZM264 199V198H263ZM231 200H234V199H231ZM256 200V199H255ZM262 201V200H261ZM251 202V201H250ZM49 203H51V204H49ZM160 204V203H159ZM254 204V203H253ZM71 205V206H70ZM73 205H75V203L73 204ZM162 205H164V204H162ZM250 205V204H249ZM252 205V204H251ZM250 205V206H251ZM259 205V204H258ZM76 206V205H75ZM159 206V205H158ZM160 206H161V204H160ZM160 206L159 207H157V208H159L158 210H156L155 209V211H153L152 213H150V214H147V215H144L143 217H142V219L141 220H148V219H152V220H155V221H159V222H161V220L162 221H166L167 220V218H162L161 220L159 219L161 216H163L164 214L166 215V213L167 214H170V213H172V211H176V209H173V207L171 206V204H166V205H164L166 208L165 209H162L161 210V208H160ZM173 206H175V205H173ZM207 206H208V204H207ZM211 206V205H210ZM250 206H249V208H250ZM254 206V205H253ZM21 207V208H20ZM37 207V206H36ZM45 207V206H44ZM51 207V208H52ZM82 207V206H81ZM162 207V206H161ZM201 207V206H200ZM204 207V206H203ZM252 207V206H251ZM20 208V209H19ZM74 208H76V207H74ZM119 208V209H120ZM162 208H164V207H162ZM202 208V207H201ZM211 208V207H210ZM235 208H237V207H235ZM235 208H233L234 210H235ZM254 208H255V206H254ZM264 208V207H263ZM35 209V208H34ZM50 209V208H49ZM51 210V209H50ZM97 210V211H96ZM171 210V211H170ZM200 210V209H199ZM203 210V209H202ZM232 210V209H231ZM233 210V211H234ZM239 210V209H238ZM247 210V209H246ZM245 210V211H246ZM253 210V209H252ZM29 211V210H28ZM32 211V210H31ZM31 211H29V212H31ZM73 211H74V209H73ZM76 211H77V209H76ZM101 211H103L102 209H101ZM164 211H165V213H164ZM241 211H243V210H241ZM250 211V210H249ZM41 212H43V210L41 211ZM104 212V211H103ZM163 212V213H162ZM208 212H211V213H208ZM229 212V211H228ZM247 212V211H246ZM264 212V211H263ZM20 213V214H19ZM44 213V212H43ZM54 214V213H51V212H48V214ZM62 215H63V212H60ZM68 213V214H69ZM74 213V212H73ZM95 213V214H94ZM233 214V212H231L230 211V214ZM249 213V212H248ZM33 214H35V213H33ZM36 214H37V212H36ZM36 214H35V216H36ZM59 214V213H58ZM58 214H55V215H58ZM91 214H93V216L91 215ZM123 214V213H122ZM190 214V213H189ZM189 214H188V212H186L185 213V215H187V216H189ZM200 214H204V213H201L200 212ZM220 214H222V213H220ZM225 214V213H224ZM224 214H222L221 216H223ZM230 214H228L229 216H230ZM250 214V213H249ZM32 215V214H31ZM40 215H42V217L40 216ZM60 215V214H59ZM98 215H100V213L98 214ZM253 215V214H252ZM38 216H40V219L38 218ZM92 216V217H91ZM97 216V215H96ZM221 216H218L217 218H219L220 217V219H221ZM227 216V215H226ZM234 216H236V219L237 218H241V216H239V217H237V215H234ZM22 217V216H21ZM50 217V216H49ZM53 217V216H52ZM64 217V216H63ZM75 217H77V216H75ZM84 217V216H83ZM170 217V216H169ZM168 217V218H169ZM173 217V216H172ZM172 217H170V218H172ZM195 217H197V215H193V216H189V217H187L186 218V220H190V219H193V218H195ZM247 217V216H246ZM249 217V216H248ZM247 217V218H248ZM45 218V217H44ZM44 218H42V219H44ZM101 218H102V216H101ZM224 218H225V216H224ZM223 218V219H224ZM230 218H232V216H230ZM233 218H235V217H233ZM244 218V217H243ZM243 218H242V220H243ZM49 219V218H48ZM79 219V218H78ZM83 219V218H82ZM85 219V218H84ZM95 219H97V217H95ZM94 219V220H95ZM205 219V218H204ZM213 219H214V217H213ZM222 219V220H223ZM228 219H229V217H228ZM235 219V220H236ZM50 220V219H49ZM49 220H48V222H49ZM67 220H68V218H67ZM169 220V219H168ZM212 220V219H211ZM221 220V221H222ZM232 220V219H231ZM246 221H247V219H245ZM264 220V219H263ZM57 221V223L60 221H58V220H56ZM63 221V220H62ZM92 221V220H91ZM99 221H100V219H99ZM227 221H229V223L228 224H231L230 222H232V221H230V220H227ZM226 221V222H227ZM238 221H239V219H238ZM51 222H52V220H51ZM50 222V223H51ZM53 222H55V221H53ZM64 222H66V221H64ZM70 222H72V221H70ZM211 222V221H210ZM209 222V223H210ZM216 222V221H215ZM241 222V221H240ZM57 223H56V225H57ZM67 223H69V222H67ZM75 223V222H74ZM82 223V222H81ZM97 223H99V222H97ZM168 223V222H167ZM166 223V224H167ZM218 223V222H217ZM220 223V222H219ZM234 223V222H233ZM260 223V222H259ZM60 224H61V222H60ZM86 224V223H85ZM87 224H89V223H87ZM106 224V223H105ZM208 224V223H207ZM224 224V223H223ZM227 224V225H228ZM242 224V223H241ZM246 224H250V223H246ZM252 224V223H251ZM255 224V223H254ZM256 224H257V222H256ZM59 225V224H58ZM63 225H66V224H63ZM76 225V224H75ZM83 225V224H82ZM101 225H103V224H101ZM109 225H111V224H109ZM208 225H210V224H208ZM221 225H222V223H221ZM235 225H236V223H235ZM238 225V224H237ZM36 226V233L34 232L35 231V229L33 228V227H35ZM96 226V225H95ZM104 226V225H103ZM210 226H212V225H210ZM209 226V227H210ZM220 226V225H219ZM223 226V225H222ZM221 226V227H222ZM225 226V225H224ZM223 226V228H225ZM231 225H229L228 226V228L230 227ZM241 226V225H240ZM244 226V225H243ZM248 226H250V225H248ZM43 227V229L42 230H40V228H42ZM70 228H71V226H69ZM104 227H106V226H104ZM208 227V226H207ZM251 227V226H250ZM258 227V226H257ZM85 228V227H84ZM109 228V227H108ZM199 228H200V226H199ZM204 228V227H203ZM211 228V227H210ZM217 228V227H216ZM216 228H213V231H215L214 229H216ZM226 228H227V226H226ZM227 228V229H228ZM248 228V227H247ZM16 229V230H15ZM107 229V228H106ZM201 229V228H200ZM260 229V228H259ZM28 230H31V232H32V235L33 236H31V237H29V235L27 236V235H24L25 234V231H27L28 232ZM69 230H71V229H68L67 230V232L69 231ZM82 230V229H81ZM84 230V229H83ZM217 230V229H216ZM218 230H221V229H218ZM233 230V229H232ZM255 230V229H254ZM253 230V232H255ZM264 230V229H263ZM20 231V232H19ZM173 231V230H172ZM226 231V230H225ZM238 231H240V229L238 230ZM237 231V232H238ZM243 231V230H242ZM250 231V230H249ZM259 231V230H258ZM257 231V228H256V232L257 233H259ZM21 234V236L19 237V233ZM67 232H65L64 231V233H63V236L64 237H66L67 235H71V234H73L74 232H73V230H71V231H69L68 233ZM80 232V231H79ZM201 232V231H200ZM200 232H197V233H200ZM221 232V231H220ZM65 233H67L66 235H64ZM82 233V232H81ZM196 233V234H197ZM204 233V232H203ZM203 233H201V234H203ZM207 233V232H206ZM205 233V234H206ZM229 233V232H228ZM261 233H262V231H261ZM29 234H31V233H29ZM163 234H165V233H163ZM194 234V233H193ZM244 234V233H243ZM254 234V233H253ZM204 235V234H203ZM211 235V234H210ZM219 235V234H218ZM233 235H234V237H235V235H238V234H234L233 233ZM258 235V234H257ZM262 235H264V234H262ZM57 236V235H56ZM58 236H59V234H58ZM61 236H62V234H61ZM75 236V235H74ZM191 236V235H190ZM200 236V235H199ZM206 236V235H205ZM204 236V237H205ZM220 236V235H219ZM251 236V235H250ZM233 237V236H232ZM247 237H249V236H247ZM261 237V236H260ZM264 237V236H263ZM195 238H196V236H195ZM207 238V237H206ZM212 238V237H211ZM229 238H231V237H229ZM228 238V239H229ZM238 238H240V237H238ZM241 238H242V236H241ZM244 238V237H243ZM56 239H57V237H56ZM60 239V238H59ZM185 239H188V238H185ZM184 239V240H185ZM192 239H194V238H192ZM192 239H189V240H192ZM226 239V238H225ZM236 239V238H235ZM249 239V241L251 240V237L250 238H248ZM254 239H255V235H254ZM262 239V238H261ZM69 240V239H68ZM67 240V241H68ZM188 240V241H189ZM242 240V239H241ZM244 240H246V239H244ZM58 241H60V245H61V243H63L64 242V239L63 238H61L60 240H58ZM71 241V240H70ZM198 241V240H197ZM210 241V240H209ZM57 242V241H56ZM66 242V241H65ZM75 242V241H74ZM93 242H94V240H93ZM196 242V241H195ZM256 242V241H255ZM50 243H52V242H50ZM49 243V244H50ZM183 243H184V241H183ZM237 243H239V242H237ZM243 243V241L240 243V244H242ZM33 244V243H32ZM31 244V245H32ZM40 244V243H39ZM58 244V243H57ZM239 244V245H240ZM260 244V243H259ZM262 244V243H261ZM31 245H29V246H31ZM34 245H36V243H34ZM37 245H38V242H37ZM236 245V244H235ZM49 246H51V245H49ZM63 246V245H62ZM200 246V245H199ZM261 246V245H260ZM33 247V246H32ZM42 247V246H41ZM40 246H39V248H41ZM44 247V246H43ZM57 247V246H56ZM64 247V246H63ZM67 247V246H66ZM36 248V247H35ZM38 248V249H39ZM65 248V247H64ZM99 248V247H98ZM165 248V247H164ZM204 248V247H203ZM1 249V248H0ZM19 249V248H18ZM61 249H62V247H61ZM35 250H37V249H35ZM57 250H59L58 248H57ZM64 250V249H63ZM167 250H169V249H167ZM30 251V250H29ZM32 251H34V248H33V250ZM31 251V252H32ZM97 251H98V249H97ZM8 251H6V252H3V253H7ZM10 252H12V250L10 251ZM39 251H37V253H38ZM26 252L24 251V254H25ZM33 253H36V251L35 252H33ZM105 253V252H104ZM107 253V252H106ZM8 254V253H7ZM17 254V253H16ZM16 254H14V255H11V258H13V262H15L14 260H15V258L16 257H18V256H16ZM108 254H112L110 251H108ZM40 255V254H39ZM3 256V255H2ZM37 256V255H36ZM21 257H24V256H20V259H21ZM30 257H32V256H30ZM29 257V258H30ZM38 257V256H37ZM6 258H8L9 259V257H6ZM39 258H41L42 259V256L41 257H39ZM34 259H36V257H34ZM68 259V258H67ZM71 259H72V257H71ZM32 260V259H31ZM37 260V259H36ZM73 260V259H72ZM33 261V260H32ZM132 261V260H131ZM13 262H12V264H13ZM21 262V261H20ZM29 262V261H28ZM34 262V261H33ZM70 262V261H69ZM5 263V262H4ZM3 263V264H4ZM74 262H72L71 261V263H65V261H61V262H58V261H52V262H46V264H73ZM79 263V262H78ZM85 263V262H84ZM127 263H129V262H122V261H120V260H118L117 261V259H111V258H102L100 261L99 260H97V259H94V260H92V261H88V262H86L85 264H127ZM6 264V263H5ZM15 264H16V262H15ZM35 264H39V263H35Z\"/></svg>",
  "mask_w": 264,
  "mask_h": 264
},
{
  "label": "water",
  "instance_id": "water-1",
  "mask_svg": "<svg viewBox=\"0 0 264 264\" xmlns=\"http://www.w3.org/2000/svg\"><path fill=\"white\" fill-rule=\"evenodd\" d=\"M94 190H95L94 187H90V188H87V189L83 190V192H84V191H86V192H91V191H94Z\"/></svg>",
  "mask_w": 264,
  "mask_h": 264
}]
</instances>
